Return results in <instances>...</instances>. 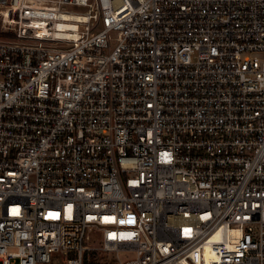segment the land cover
<instances>
[{"label": "built area", "instance_id": "2783aa9c", "mask_svg": "<svg viewBox=\"0 0 264 264\" xmlns=\"http://www.w3.org/2000/svg\"><path fill=\"white\" fill-rule=\"evenodd\" d=\"M0 34V264H264V0H0Z\"/></svg>", "mask_w": 264, "mask_h": 264}, {"label": "rangeland", "instance_id": "374dc122", "mask_svg": "<svg viewBox=\"0 0 264 264\" xmlns=\"http://www.w3.org/2000/svg\"><path fill=\"white\" fill-rule=\"evenodd\" d=\"M0 42L2 43H16L13 39L9 37L8 34H0ZM119 256L122 257L123 254L119 253Z\"/></svg>", "mask_w": 264, "mask_h": 264}]
</instances>
